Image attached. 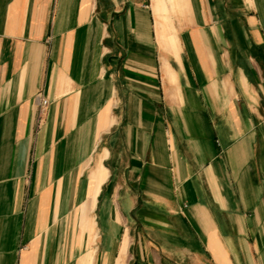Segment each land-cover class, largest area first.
Returning a JSON list of instances; mask_svg holds the SVG:
<instances>
[{"label": "crops", "instance_id": "0c3cea01", "mask_svg": "<svg viewBox=\"0 0 264 264\" xmlns=\"http://www.w3.org/2000/svg\"><path fill=\"white\" fill-rule=\"evenodd\" d=\"M0 264H264V0H0Z\"/></svg>", "mask_w": 264, "mask_h": 264}, {"label": "built area", "instance_id": "2783aa9c", "mask_svg": "<svg viewBox=\"0 0 264 264\" xmlns=\"http://www.w3.org/2000/svg\"><path fill=\"white\" fill-rule=\"evenodd\" d=\"M47 104H48V101H46V100H43V103H42V105H41V108H44V107H46V106H47Z\"/></svg>", "mask_w": 264, "mask_h": 264}]
</instances>
